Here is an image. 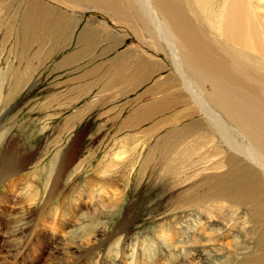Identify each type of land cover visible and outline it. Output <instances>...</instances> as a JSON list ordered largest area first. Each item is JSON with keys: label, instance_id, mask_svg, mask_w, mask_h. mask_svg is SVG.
I'll return each mask as SVG.
<instances>
[{"label": "rangeland", "instance_id": "obj_1", "mask_svg": "<svg viewBox=\"0 0 264 264\" xmlns=\"http://www.w3.org/2000/svg\"><path fill=\"white\" fill-rule=\"evenodd\" d=\"M30 1L0 0V264H257L256 203L209 184L263 164L212 131L170 42L96 8ZM42 12L64 15L61 34L37 25Z\"/></svg>", "mask_w": 264, "mask_h": 264}, {"label": "bare ground", "instance_id": "obj_2", "mask_svg": "<svg viewBox=\"0 0 264 264\" xmlns=\"http://www.w3.org/2000/svg\"><path fill=\"white\" fill-rule=\"evenodd\" d=\"M53 1L67 8H96L109 14L115 21L144 32V36L152 41L159 38L170 42L168 44L176 69L184 76V88L189 89L192 96L208 103L200 105V108L212 131L226 146L236 150L239 155H244V152L250 154L264 168V0H221L220 4L216 0ZM51 2L31 0L28 5H53ZM63 16L42 12L39 14L42 19L37 25H41V28L49 25L50 36L59 35L63 26L54 18ZM205 83H209L211 91L204 96L200 89ZM188 85L197 86L198 90L195 92ZM170 103L171 97L168 105L154 104L149 118L150 107L140 108L138 124L162 116L166 107L170 111ZM182 104V97L174 92L172 109ZM221 117L238 129L244 141H247V148L234 143L231 131L226 126L228 124ZM177 133L178 130L171 133L168 141L173 140ZM173 150L172 147L170 154ZM123 155L119 153L118 157ZM234 157L231 158L235 160ZM173 168L172 164L167 165L165 176L168 179L174 175ZM261 173L245 165L237 171L234 184H229L226 173L221 176L219 184H209L210 193L220 195L222 200L229 196L230 200L240 203L254 200L257 205L254 216L264 221V173ZM260 239L258 246L262 250V258L258 259L257 264H264V229Z\"/></svg>", "mask_w": 264, "mask_h": 264}]
</instances>
